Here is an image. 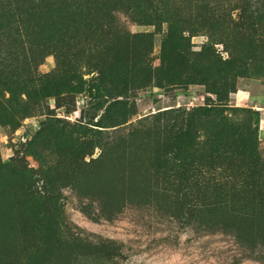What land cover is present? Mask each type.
I'll return each instance as SVG.
<instances>
[{
	"label": "rangeland",
	"instance_id": "374dc122",
	"mask_svg": "<svg viewBox=\"0 0 264 264\" xmlns=\"http://www.w3.org/2000/svg\"><path fill=\"white\" fill-rule=\"evenodd\" d=\"M166 1L0 2V264H264V187L251 202L166 184L150 164L168 117L130 127L158 109L220 107L256 128L264 154V39L213 17L236 0ZM174 24L227 62L226 104L202 84L122 78L125 63L158 65Z\"/></svg>",
	"mask_w": 264,
	"mask_h": 264
},
{
	"label": "trees",
	"instance_id": "16d2710c",
	"mask_svg": "<svg viewBox=\"0 0 264 264\" xmlns=\"http://www.w3.org/2000/svg\"><path fill=\"white\" fill-rule=\"evenodd\" d=\"M235 2V7L231 8L238 9L235 17H232L227 3L216 14L213 13V17L223 20L226 30L237 39H264V0ZM179 26L170 25L166 30L158 65L154 66L148 61L139 68L138 61L125 63L120 72L123 73L122 78H127L128 71L133 69L144 72L141 81L135 84L139 88L152 82L161 89L202 84L215 95L218 104H226L228 94L234 87L230 81L233 76L221 71V66L227 62L206 46L193 50ZM130 35L138 37L143 33ZM2 75L0 70V82ZM25 94L28 96V93ZM161 116L168 118L161 127L152 129L162 136L153 146L150 164L158 178L166 184L212 185L226 192L231 191L239 199L254 202L264 187V154L260 150L255 127L246 121L241 123L231 119L220 107H169L158 109L131 123V132L139 127L140 122ZM4 118H7L6 115L0 114V121ZM243 123H247V126H241ZM194 143L200 145L196 150L192 148ZM234 147L240 151H235ZM195 197L199 201L196 193ZM195 209L200 210L199 207Z\"/></svg>",
	"mask_w": 264,
	"mask_h": 264
}]
</instances>
